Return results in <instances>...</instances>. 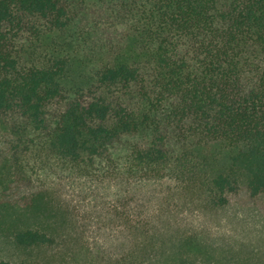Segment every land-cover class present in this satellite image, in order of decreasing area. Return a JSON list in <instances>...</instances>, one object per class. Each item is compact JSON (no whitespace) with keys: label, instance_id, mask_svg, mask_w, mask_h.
Returning <instances> with one entry per match:
<instances>
[{"label":"trees","instance_id":"obj_1","mask_svg":"<svg viewBox=\"0 0 264 264\" xmlns=\"http://www.w3.org/2000/svg\"><path fill=\"white\" fill-rule=\"evenodd\" d=\"M83 182L112 184V236L201 263L190 233L160 239L172 196L264 199V0H0V235L76 248L62 191Z\"/></svg>","mask_w":264,"mask_h":264},{"label":"rangeland","instance_id":"obj_2","mask_svg":"<svg viewBox=\"0 0 264 264\" xmlns=\"http://www.w3.org/2000/svg\"><path fill=\"white\" fill-rule=\"evenodd\" d=\"M167 188L166 184L149 182L138 186V191L155 202L154 197ZM62 196L78 211L74 237L79 245L26 253L12 239L0 235V259L11 264H112L117 256L134 254L136 258H147L146 264H154L162 257L161 252L158 256L143 254L137 247V237L112 236L111 183L72 184ZM172 198L177 202L179 221L171 224L168 235L160 238L162 242L185 231L198 245L195 251L202 258L199 264H264V199L250 197L244 188L218 209L187 204L182 194Z\"/></svg>","mask_w":264,"mask_h":264}]
</instances>
